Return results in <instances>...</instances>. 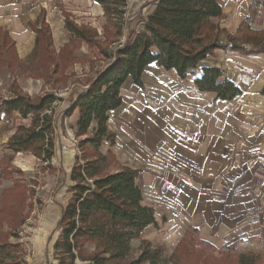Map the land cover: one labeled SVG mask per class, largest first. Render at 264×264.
Wrapping results in <instances>:
<instances>
[{"label":"trees","instance_id":"obj_1","mask_svg":"<svg viewBox=\"0 0 264 264\" xmlns=\"http://www.w3.org/2000/svg\"><path fill=\"white\" fill-rule=\"evenodd\" d=\"M101 4L104 16L112 19L117 37L123 36L122 23L127 9L126 0H94ZM264 0H253L250 14L241 22L236 33L221 27L216 20L224 13L218 0H156L154 9L144 20L143 29L130 30L124 47H119L112 61L98 76L90 79L84 90L73 91L70 107L63 117L75 115L74 133L81 139V147L89 144L93 156L81 160L76 156L71 170L73 184L68 188L71 198L59 218V238L54 243L57 264H188L194 258L197 264H264V255L250 250L255 239H237L222 246L196 239L197 228L190 227L167 258V247L143 238L150 224H156L154 209L142 204V189L138 184L139 170L121 167L104 172L107 156L102 152L103 141L114 144L116 134L108 127L109 112L122 106V87L129 77L143 86V72L157 63L166 70L174 69L182 79L194 76L199 90L216 92L222 100H231L242 93L241 88L225 71L214 63L208 65L216 50H233L244 54L264 52V29H253ZM66 28L81 41L97 43L98 31L87 25L76 24L69 16ZM37 33L33 59L40 74L55 89L74 59L63 53L58 59L52 47V33L42 13L33 25ZM136 34V35H135ZM14 41L0 28V76L9 78V98L0 96V112L21 115L13 136L6 144L8 152L0 164H11L18 152H31L50 164L55 155L56 107L62 97L54 90L31 97L12 80L20 67ZM60 70L61 77L54 76ZM264 92V90H263ZM93 126V130H92ZM80 143V142H79ZM96 153V154H95ZM109 156L113 154L109 151ZM3 167L1 175L7 176ZM27 190L21 180L14 187L4 189L0 197V264H18L19 258L7 257L20 251L18 242L9 241L13 229L26 220ZM5 220L12 222V230L4 231ZM140 239V250L133 253L132 242ZM196 264V263H195Z\"/></svg>","mask_w":264,"mask_h":264},{"label":"crops","instance_id":"obj_2","mask_svg":"<svg viewBox=\"0 0 264 264\" xmlns=\"http://www.w3.org/2000/svg\"><path fill=\"white\" fill-rule=\"evenodd\" d=\"M252 1L218 0L224 15L216 20L221 27L236 33L250 14ZM258 12L251 24L255 30L264 29V6ZM42 13L52 33L56 57L59 59L66 53L69 61L78 58L79 54L76 49H68L76 36L66 28L67 16L80 26L93 28L96 20L106 17L101 4L94 0H0V28L5 29L14 41L21 65L16 68L12 80L15 79L21 90L33 98L52 90L62 97L55 115V134L59 140L69 121L63 113L71 105L72 92L82 89L75 87L80 78L73 65L76 61L64 71L63 75L69 77L68 82L63 85L59 80L55 89L40 74L46 68L41 66L38 69V58L33 59L37 43L33 25ZM205 63L220 66L242 93L229 101L222 100L216 92L199 90L194 76L182 79L174 69L166 70L157 63L150 64L143 72L142 87L131 77L123 85L122 106L109 112L108 127L116 134L115 142L111 145L105 140L101 145L109 143V151L117 153L123 162L122 167L140 171L138 184L142 189V204L154 209L156 219V224L146 228L158 226L163 212L177 221L168 244H173L184 227L186 231L190 227L199 231L200 226L190 223L191 219H203L209 231L234 230L240 235L238 239L256 235L264 237V52L241 54L218 49L214 58ZM158 70L173 72V81H186L187 88L179 91L172 82L163 79L148 85V72ZM26 71L31 73L27 75ZM61 74L59 70L54 76L58 78ZM9 78L0 76L1 97L9 98L13 94L9 89ZM128 84L132 91H141L137 97H133V93L124 96L123 90ZM149 98L160 106L159 114L170 117V122L163 119L164 116L161 118L150 112V102H144ZM142 99L144 104L140 102ZM128 102L136 109L127 108ZM145 113L159 120L151 122L150 118L138 115ZM0 118H12V123L7 120L12 127L10 137L13 136L16 125L21 122L19 112L14 111L11 115L0 112ZM70 118L76 122L74 114ZM122 139L126 145L135 146L132 154L119 146ZM225 147L229 152L224 151ZM214 187H217L216 191H212ZM201 191L206 192L202 195ZM202 240L211 242V238L205 235ZM152 242L164 244L162 241Z\"/></svg>","mask_w":264,"mask_h":264},{"label":"rangeland","instance_id":"obj_3","mask_svg":"<svg viewBox=\"0 0 264 264\" xmlns=\"http://www.w3.org/2000/svg\"><path fill=\"white\" fill-rule=\"evenodd\" d=\"M126 1L127 9L122 23L124 31L121 38L117 37V30H115L114 26L115 22L105 16L106 18L103 17L102 19L96 20V27L94 29L98 31V36L96 38V41L98 40L97 43L81 41L77 38L71 40L69 43L70 46L67 48L72 50L76 49L78 50L79 54V57L74 59V62H76L73 64L77 74L80 77L78 80L79 85L76 84L75 86L77 89L84 90V88L87 87L88 83L90 82V79L98 76V73L103 71L108 65L112 63L113 60H115V53L119 47L125 46L124 44L129 31L134 30L140 32V30L143 29L144 20L154 9L156 3V0ZM40 67L37 68L39 69ZM158 71L148 72L149 76H147L148 79L146 81V83L148 82V85H153L154 82L156 83L163 79L167 81L169 80L170 83L172 82V84L177 89H179V91H184L187 88L186 85L188 82L185 81L175 83L173 81V72L165 73L164 71ZM27 72L28 71L25 73ZM30 73L31 72L27 73V75ZM19 75L21 76V74ZM61 84L64 85L65 82H61ZM129 87H131L129 84L128 87H124V96L128 95L129 93H133V97H137V94L141 92L138 89H136V91H132ZM144 88L145 91V83ZM0 95H3L1 91ZM140 102L143 104L144 102L145 104L150 102V107L152 108L150 112L157 114V116L161 118L164 116L161 113L160 114L162 116L159 114L161 111V109L159 110L160 106L154 104L151 98L144 100V102L142 99ZM128 107H133L134 110L136 109V107H134L130 102L127 104V108ZM138 115L144 117L145 119L150 118L151 122L153 120L155 122L159 120L158 117L155 119L149 117L147 113ZM167 117L164 116L163 119H166L168 122H170V117ZM12 118H0V158L3 157L6 152H8L6 144L10 137V132H12V127L9 123ZM67 118L69 121L66 122L67 124L63 135L60 133V139L58 140L56 138L55 155L51 159L50 164L44 160L38 159L31 152H18L11 164L3 163V167L7 168L8 172H10L7 176L1 175L3 167L2 164H0V197L4 189L14 187L15 179L21 180L22 185H24L25 189L27 190V208L24 213L27 218L24 223L13 229L14 233L9 235L8 238L10 242H18L20 244V251L12 253L7 257L8 260H12L14 255L18 256V264H57L53 246L56 240L59 238L60 230H58L57 226L62 210L72 196V193L68 191V188L73 184V181L70 177L72 166L75 163L74 160L76 156L83 160L86 158V156L92 157L94 151L89 144H85L83 147H81V139L76 137L74 133L75 122L73 119L69 117ZM7 119H9V121ZM73 138L77 139V142L74 141ZM121 145L122 148H126L128 153L130 152V154H132L134 152L135 146L126 145L124 139L121 140L119 146ZM101 147V150L107 156L108 161V163H106V167L104 168V172L115 171V169L121 168L123 162L120 161L117 153L115 152L114 154L112 152L113 158L112 156H109V143L105 142L104 146ZM224 151L229 152V149L225 147ZM212 189V191H216L217 187ZM203 192L206 191H201L200 193L203 195ZM211 204L213 203L211 202ZM160 215L159 225L146 228L144 231V239L147 238L155 242L162 241L166 247H168V258L171 254H173L176 249V245L181 240V237L187 233V231L184 229L185 227L182 228V233L177 235L173 241V244H168V238L172 234L171 232L173 228L178 223L177 221L174 222V219L165 212L160 213ZM189 222H195L200 226V234L197 230L198 233L196 236H194V238L198 240L201 238L203 239L205 235L210 237L211 242L218 247L221 244L233 243L235 239L237 240L240 238V235H237L236 232H233L234 230L230 229L224 230L225 232L209 231L210 229L205 224L203 219H201V221L191 219ZM2 228L4 231L13 232L11 231L12 222L10 220H5V224ZM253 237H255V239L253 238V240L249 242L250 245L248 248L256 254L264 255V237L259 235ZM244 239H247V237ZM140 243V239H135L132 242L133 253L135 255L140 250ZM190 261L191 262L188 264H197V261L194 260V258Z\"/></svg>","mask_w":264,"mask_h":264},{"label":"built area","instance_id":"obj_4","mask_svg":"<svg viewBox=\"0 0 264 264\" xmlns=\"http://www.w3.org/2000/svg\"><path fill=\"white\" fill-rule=\"evenodd\" d=\"M73 140L77 142V139L73 138Z\"/></svg>","mask_w":264,"mask_h":264}]
</instances>
